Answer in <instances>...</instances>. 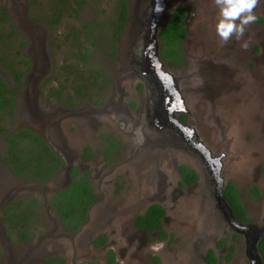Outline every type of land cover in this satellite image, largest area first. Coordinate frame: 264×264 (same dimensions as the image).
Returning <instances> with one entry per match:
<instances>
[{"label": "rangeland", "instance_id": "374dc122", "mask_svg": "<svg viewBox=\"0 0 264 264\" xmlns=\"http://www.w3.org/2000/svg\"><path fill=\"white\" fill-rule=\"evenodd\" d=\"M60 7L66 13L60 25L51 28L48 20ZM116 17L115 0H64V3L61 0H0V39L11 44L3 50L14 69L23 75L16 115L6 123L13 122V129L27 128L42 137L63 157L66 167L73 164L81 174L91 172L90 182L98 197L82 231L72 235L64 233L59 218L51 211L50 200L70 183L69 172L61 171L47 184L18 179L1 161L7 149L5 139H0V264H45L51 258H61L67 264H108L109 251L114 252L116 264H148L147 237L145 241L144 235L136 233L132 222L153 204L165 209L164 230L172 237L165 242L150 240V248L158 249L152 254H157L163 264H206L205 255L210 250L218 257L226 258L229 254L233 233L228 231L224 214L216 206L215 189L209 193L202 186L180 189L177 180L171 178L166 182L161 170L154 168L152 175L148 168L143 172L141 168L147 167L146 164H140L141 160L131 154L136 145L135 132H122L126 129L124 125L115 122L116 126L110 130L103 121L105 114L115 112L106 108L113 100V93L105 82L113 78L118 88L119 76H114L120 74L119 63L123 59L122 56L116 60L111 58ZM205 23L207 30L203 31V24L198 23L190 40L195 43L193 48L203 45L201 54L211 61L200 57L190 64L195 63V72L200 67L214 65L228 87L207 100L204 89L199 88L207 78L195 73L193 84L198 89L193 110L199 120L197 127L201 138H207L210 146L228 155V183L237 187L250 219L261 222L264 216V50L258 42L264 40V28L259 31L261 39L242 51L250 59L241 63L232 60L237 64L232 67L218 57V52H225L221 47L223 42L211 21ZM91 25L92 33L88 35L86 27ZM210 41L218 45L214 46L215 51L210 50L213 47ZM80 53H87L89 60L84 62ZM0 72L5 83L16 89L15 73L6 65L0 67ZM80 83L86 84V94L79 99L75 91ZM129 89L125 90L128 102ZM56 91H62L61 95H56ZM146 134H151L147 126ZM109 137L126 142L127 148L121 150L112 164L102 156L97 160L94 156L84 169L79 160L83 148L89 146L95 153ZM179 161L191 167L186 160ZM254 187L260 191L259 198L251 192ZM34 199L37 204L32 207ZM19 203L25 207H19ZM27 207L33 214L26 232L29 237L23 241L3 222V210ZM102 234L107 235L108 245L95 249L92 242ZM222 238L228 242L220 249L218 244ZM240 243L231 261L223 260V264L247 262L244 245Z\"/></svg>", "mask_w": 264, "mask_h": 264}, {"label": "flooded vegetation", "instance_id": "af4514ba", "mask_svg": "<svg viewBox=\"0 0 264 264\" xmlns=\"http://www.w3.org/2000/svg\"><path fill=\"white\" fill-rule=\"evenodd\" d=\"M166 3L168 4L167 12L170 15L168 21L173 17V15L180 7L184 8L185 10V18L183 20V24L186 30V35L183 39L182 47H181L182 56H183L182 65L176 68L172 67L163 58L162 54H163L164 45L162 39V31L164 30L168 21L165 23V25L162 28L158 29L159 33L156 36L155 23L161 21L163 18L161 17V15H164V13L158 11L159 9L156 10L158 6L160 7L162 6L160 0H128L127 22L124 27V30L117 39V42L121 44V47L120 48L118 47L117 59H119V56H122L123 58L119 63L120 69L118 72L120 74L114 76V78L119 76V80H118L119 82L117 84L118 88H115L113 78H109L110 87H111L109 88L110 90H112L113 100L111 103L106 104V108L109 110L114 109L115 112H111L109 115L105 114L106 117L103 121L108 123V125L110 126L108 127V129L110 130L113 129L112 127L116 126L113 125V123L115 122L116 124L124 125L126 129H123L122 132L127 131L133 134L135 132L134 136H135L136 145L131 150V154L137 160H141L140 164L142 163L146 164L147 167L141 168L143 172H145V169L148 168L149 169L148 173L152 175L151 170L156 168L157 170L162 171L161 174L163 175L166 182L170 181L171 178L177 180L176 185L180 189H188L196 186H202L208 191H213L212 190L214 189L213 185H216L217 188H219L220 179H218L215 175L214 165L210 160V157H208V154L202 149V147L199 146L197 140L195 141V135L190 130L192 125H194L193 111L188 110L189 109L188 106L185 107L184 112L181 113V115L179 116L180 122L178 123V120L172 117L171 111L167 108L168 100L166 99V94L170 85L169 78H171L172 73L175 71H180L178 76L179 79L176 80L177 85L179 86V91L185 89L186 92L191 93V91L188 88L182 86L181 77L183 76V73L184 72L188 73L190 65H193V67L195 66V63L190 64L193 63L192 60L203 57L202 59H204L205 61L207 62L211 61V59L209 60L205 59V55L201 54L203 52L202 50L204 46L196 45L197 47L198 46L201 47V50H196L197 47L193 48V45L195 47V43L192 42L190 38L191 35L193 36L194 32H196L195 30L198 23L203 24L202 25L203 31L204 29H206V26H208L207 23H205L207 21H211L212 27H215V23L217 22L218 19L217 16L218 9L215 5V0H166ZM201 12H203V15L201 14L200 16ZM255 15L257 16L256 22L246 27L245 35L240 42H237L235 39H233L227 44H223V43L221 44V47L224 48L225 52L222 53L218 52L220 53L218 57L224 60L232 67H234V64H236L235 62L241 63L243 61L246 62L247 60L250 59V58H245L244 53L242 51L245 50L246 48L244 47L240 48V45H242L244 42H247V45L249 46L253 41H259L262 37L260 30H263L264 24L262 25L259 23V18H262L264 20V0H259V3L255 9ZM213 40H215L216 42L219 41L216 37ZM258 43L260 47H262V49L264 50V40L259 41ZM211 44L213 45V47H211L210 50L215 51L216 48L214 46L218 47V45L210 41V45ZM157 46L159 47L157 48L158 49L157 51L160 55L161 58L160 60L162 63V65L160 66L157 64L154 58ZM255 49H253L252 52H255ZM190 52H192L194 55L190 56L191 55ZM256 52L258 53L259 51ZM142 58L144 59L146 58V63L144 65L143 63H140L141 61H143ZM254 58L257 62L259 61L256 55L254 56ZM232 60H234L235 62ZM226 84L227 81L223 79H221L219 82H216L214 86L215 91L223 90L224 88L228 87V85ZM128 88H130L129 90L131 91L130 92L128 90L130 92L128 96L130 102L126 100L127 91L125 90ZM146 88H148L149 91L153 90L152 102H154V105L157 106L156 111L158 115L160 114L164 118L163 123L161 125L155 126V128L150 131L151 134L154 133L155 135L149 134L147 136V139L150 141L151 138L164 136L163 137L164 139H162L159 142V144H164L160 149V153L162 155L160 154L157 155L155 153H152L149 150L150 147L149 143H147V149H146L147 123L146 121L143 122L139 119L140 116L139 114L141 110L144 108L146 102ZM134 97L136 98L137 101L133 99ZM132 100L135 102H132ZM119 118H121L120 121L118 120ZM128 128L130 129L128 130ZM199 136L201 138V135ZM110 142L113 143L115 142V145L116 144L119 145V153L115 156V159L119 156L123 148L125 149L127 148L126 142L123 144L120 140L117 141L116 139H111L109 137V140L106 141L104 145L102 144L103 147L101 146L102 147L101 149L96 150L95 153L93 152V156H91V160L94 158V156L96 160L99 156H102V158H104L105 160V154L103 153V151L104 149H106V147L109 144H111ZM86 147L87 146L83 148V152L79 157L80 163L81 165L84 166V169L87 168L86 165H89L83 162L82 160ZM209 150L211 149L209 148ZM57 154L63 161L62 171L64 172L66 171L67 173L69 172L68 174L70 176V172L72 168L75 166L73 164H68V166L66 167V162L63 159V157L58 152ZM146 156L148 157V159H146ZM171 156L172 159H170ZM178 158L189 162L191 164V167L179 164L178 162L180 161ZM105 161H107L110 164L114 163L108 160ZM181 167H186L189 170L194 171L195 174L197 175V181L192 183L190 186L185 185L184 187H181L180 185L182 182V176L180 173ZM164 169H168V170H164ZM170 171H172V173ZM80 175L82 174L80 173ZM70 180H71L70 183L61 190L66 189L68 186H70L73 183V179L71 178V176H70ZM255 188L256 187H254L251 190V192L253 193V196L255 198H259L260 195L257 196L253 192ZM97 202L98 199L96 203ZM95 204L93 206H95ZM153 205H159V204H153ZM245 210L248 218V220L245 222L239 221L238 218L234 215V213L233 215L235 217V220L234 221L232 220L231 223L227 220L226 216H224V220L227 224L228 231L230 233H233L232 242H229V246H228L229 254L226 258H223V256L218 257L214 250H210L206 258L207 264H208V255L211 251L214 253L216 264H223V260L230 262L233 254L238 250L241 241L242 244L244 245L243 250L247 257V262L245 264H257V260L253 252V248H254L253 241L256 235L252 229L250 230L245 229V226L251 225L255 222L250 219L246 207ZM134 229L136 233L144 236L146 235L144 239L146 241V237H147L148 241H146L145 248L149 250L147 252H150V255H148V264H152L153 258L155 257L160 258L157 254L153 255L152 253H154L155 250L150 248V244H152L151 242L158 240V233H153L150 235L146 230L137 229L136 224ZM78 233L79 231L76 232L75 234ZM135 238L136 237H134L133 234V238H132L133 245ZM140 242L142 243V241ZM227 242L228 240L226 238H222L218 244V248L220 249L224 248ZM107 263L110 264L109 261Z\"/></svg>", "mask_w": 264, "mask_h": 264}, {"label": "trees", "instance_id": "16d2710c", "mask_svg": "<svg viewBox=\"0 0 264 264\" xmlns=\"http://www.w3.org/2000/svg\"><path fill=\"white\" fill-rule=\"evenodd\" d=\"M117 3V17L116 23L113 27L112 48L113 53L111 58L116 60L118 54L117 39L124 30L127 22L128 0H115ZM64 3V0L62 1ZM77 13V9L73 10ZM66 9L64 7L57 8L48 25L56 28L60 25ZM185 18V10L180 7L173 17L168 21L164 30L162 31L163 39V58L172 67H179L182 65V42L186 35V30L183 24ZM9 23L10 20L6 19ZM259 23L264 24V20L259 18ZM13 27L12 23L9 24ZM93 25L87 26V34L91 35ZM0 65L12 70L17 76L18 86L16 89H11L6 83L0 72V139H5L6 156L2 158V163L8 171L16 178L30 181L39 184H47L55 179L63 169V161L58 156L57 152L44 139L39 137L32 130L27 128L13 129V122L6 123L10 119H14L16 112V100L18 98L19 86L23 75L21 72L14 69V64L11 62L9 56L4 51V47L10 44L9 40L0 39ZM81 54V53H80ZM81 56L84 62L89 60L87 53H82ZM0 66V67H1ZM90 66V65H89ZM91 67V66H90ZM104 76V73L99 72ZM98 81V80H95ZM107 88L110 87V79L106 80ZM102 90V89H101ZM60 96L62 91L54 92ZM75 94L80 98L86 94V84L80 83L76 88ZM75 107V106H72ZM103 153L105 160L113 162L115 156L119 153V145L115 142H110ZM93 156V150L87 146L83 155V162L89 163ZM182 176L181 187L190 186L197 181V175L194 171L186 167L180 168ZM91 172L80 175L78 168L75 166L70 172L73 183L62 191H57L53 194L50 200L51 211L59 218L62 230L66 234H75L78 232L88 219V214L96 203L98 197L95 195L91 182ZM257 196L260 195L257 188L253 191ZM225 198L229 203L234 215L239 221L245 222L248 220L244 205L241 202L239 191L233 183H229L225 190ZM37 200H32V207H35ZM21 207L22 203L18 204ZM25 207L23 205L21 208ZM4 209L3 222L8 225L12 232H16L21 240L25 241L29 234L26 233L28 227L31 225L32 211L29 208L21 209ZM32 209V208H31ZM28 213V214H27ZM166 217L165 209L160 205L151 206L147 212L140 216L136 222V228L139 230H146L150 235L158 233V240L165 242L172 237L164 230V219ZM108 244V237L106 234L100 235L94 242L95 249L104 248ZM260 253L264 259V238L259 245ZM108 261L110 264H116V257L113 251H109ZM45 264H67L61 258H51ZM99 264V263H87ZM152 264H162L160 258L155 257ZM208 264H216L214 253L211 251L208 255Z\"/></svg>", "mask_w": 264, "mask_h": 264}, {"label": "water", "instance_id": "95a60500", "mask_svg": "<svg viewBox=\"0 0 264 264\" xmlns=\"http://www.w3.org/2000/svg\"><path fill=\"white\" fill-rule=\"evenodd\" d=\"M160 2L162 3V6H158L156 8V10L164 13V15H161L162 20L158 21L155 23V31H156V36L159 33V28H162L165 23L168 21L169 18V14L167 12L168 9V4L166 3V0H160ZM166 5V6H165ZM161 8V9H160ZM202 13V12H201ZM200 13V16H201ZM203 15V14H202ZM156 39V37H155ZM158 46L156 47V52L154 55V58L157 62V64L160 66L162 65L161 63V58L160 55L158 53ZM143 61H141L140 63H143V65L146 63V58H142ZM214 65H209V66H203L198 68V72H195V66L193 67V65H190L189 67V71L184 72L183 76L181 77L182 80V86L188 88L191 93L186 92L185 89H182L181 91H179V86L177 85L176 80L179 79V73L180 71H175L172 73L171 78H169L170 80V85H169V89L167 91L166 94V99L168 100V104H167V108L171 111V115L172 117L176 118V120L179 121V116L181 115V113L184 112L185 107H189L188 110H192L193 111V116H194V125H192L191 127V131L192 133H194L195 135V141L197 140V142L199 143V146L202 147V149L208 154V157H210V160L212 161L213 165H214V171H215V175L219 180V188H217L216 185H214V189H215V200L217 201L216 206L217 208H219L221 210V212L224 214V216H226L227 220L231 223V221L235 220V217L233 215L232 212V208L230 207L229 203L227 202L226 198H225V189L226 186L228 185V179L229 177L227 176V168H228V164L227 161L229 159L228 155L225 152H218L219 150H216L214 147L210 146L208 144L207 138H200L199 135L202 136V134L200 133L198 127H197V123H199V120L197 121V118L195 117V112L193 110V103L194 100L197 98L196 97V89L195 88L196 85L193 84V80L195 79L194 75L195 73H197L198 75H201L203 77H206L207 79L205 80V84H199V88H203L204 89V93L203 96L208 100L210 99V97H215V95L217 94V91H215L214 86L216 84V82H219L222 78L220 76V71L217 68H213ZM224 80V79H223ZM216 92V93H215ZM190 94V95H189ZM152 95H153V90L149 91L148 88H146V102L144 105V108L141 110L140 112V116L139 119L143 122L146 121L147 123V130L150 132L152 129L155 128V126L157 125H161L163 123V117L156 111L157 106L154 105V102H152ZM202 126L204 124H202V122L200 123ZM149 134H146V143L148 141V143L150 144L149 150L152 153L155 154H160V149L164 144H159V142L164 139L160 136L156 137V138H151V140L149 141L147 139V136ZM166 139V138H165ZM211 150H209V148ZM147 149V146H146ZM67 179L70 182V176L69 174L67 175ZM197 187V186H196ZM207 193H209L210 191L208 190H203ZM94 207V206H93ZM150 207L147 208V210ZM147 210H145V213L147 212ZM91 211V210H90ZM144 213V214H145ZM90 214V212H89ZM88 214V217H89ZM143 214V215H144ZM142 216V215H140ZM139 215H137L133 222H132V227H135V224L137 222V219L140 217ZM166 219V217H165ZM164 219V221H165ZM84 227H82L79 232L82 231ZM245 229L250 230L252 229L255 233V238H254V248H253V252L255 255V258L257 260V264H264V259L262 257V255L260 254L259 251V244L262 241V239L264 238V216L262 218L261 222H255L251 225L245 226ZM145 234V233H143ZM146 236V235H145ZM93 243V242H92ZM208 254V252H207ZM207 254L205 255V262H206V258H207ZM207 264V262H206Z\"/></svg>", "mask_w": 264, "mask_h": 264}, {"label": "clouds", "instance_id": "9594fccd", "mask_svg": "<svg viewBox=\"0 0 264 264\" xmlns=\"http://www.w3.org/2000/svg\"><path fill=\"white\" fill-rule=\"evenodd\" d=\"M258 3L259 0H215L218 9L215 32L223 44H227L233 39L237 42L243 39L246 27L254 24L257 20L255 9ZM247 46V42L241 45L244 48Z\"/></svg>", "mask_w": 264, "mask_h": 264}]
</instances>
